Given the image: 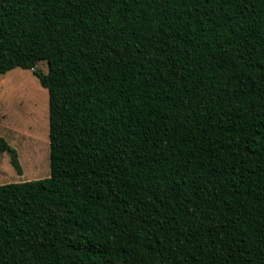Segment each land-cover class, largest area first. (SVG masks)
<instances>
[{"label":"trees","instance_id":"obj_1","mask_svg":"<svg viewBox=\"0 0 264 264\" xmlns=\"http://www.w3.org/2000/svg\"><path fill=\"white\" fill-rule=\"evenodd\" d=\"M16 67L51 174L0 184V264H264V0H0Z\"/></svg>","mask_w":264,"mask_h":264},{"label":"rangeland","instance_id":"obj_2","mask_svg":"<svg viewBox=\"0 0 264 264\" xmlns=\"http://www.w3.org/2000/svg\"><path fill=\"white\" fill-rule=\"evenodd\" d=\"M48 72L46 60L37 64ZM0 135L19 154L23 173L0 150V184L50 176L49 92L33 69L16 67L0 75Z\"/></svg>","mask_w":264,"mask_h":264},{"label":"water","instance_id":"obj_3","mask_svg":"<svg viewBox=\"0 0 264 264\" xmlns=\"http://www.w3.org/2000/svg\"><path fill=\"white\" fill-rule=\"evenodd\" d=\"M34 69H37V66H35Z\"/></svg>","mask_w":264,"mask_h":264}]
</instances>
